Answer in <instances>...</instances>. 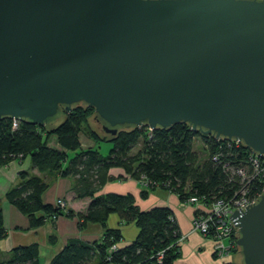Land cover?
I'll return each instance as SVG.
<instances>
[{
	"label": "water",
	"instance_id": "obj_1",
	"mask_svg": "<svg viewBox=\"0 0 264 264\" xmlns=\"http://www.w3.org/2000/svg\"><path fill=\"white\" fill-rule=\"evenodd\" d=\"M238 139L264 156V0H0V119ZM237 264H264V189L229 216Z\"/></svg>",
	"mask_w": 264,
	"mask_h": 264
},
{
	"label": "trees",
	"instance_id": "obj_2",
	"mask_svg": "<svg viewBox=\"0 0 264 264\" xmlns=\"http://www.w3.org/2000/svg\"><path fill=\"white\" fill-rule=\"evenodd\" d=\"M63 114V119L56 125L55 122L36 125L9 117L0 119V167L12 159L28 156L38 172L53 171L61 177H72L75 197L90 199L83 212L69 208L63 211L55 204L42 201L41 195L48 183L40 175L19 171L17 183L5 197L28 217L29 228L40 227L47 220L54 222L52 216L64 215L76 216L79 229L87 223H98L103 229L101 238L91 243L69 238L49 264H158L160 251H164L161 264H172L178 256L181 233L169 207L154 205L142 210L130 193L96 195L106 182L114 179L109 174L111 168H121L136 180L144 176L149 182H159L162 188L170 189L180 200L195 195L208 201L213 197H225L237 187L229 182L222 164L201 160L200 154L193 150L192 143L196 138L201 139L208 154L215 152L217 145L213 138L192 130L188 123L178 122L170 129L149 130L147 125L119 128L112 136L101 128L100 131L85 128L90 117L99 123L94 119L92 107L75 105ZM80 132L86 133L95 143H111L109 151L102 154L98 148L81 149ZM50 135L56 136L62 151L48 146ZM136 146L138 149L132 151ZM67 151L74 152V155L63 168ZM164 184L168 186L164 187ZM152 189L146 188L141 196L146 197L147 191ZM111 214L118 215L120 223H134L138 228L136 237L121 247L117 246L122 238L120 228L107 226ZM6 235L0 207V239ZM113 244L117 249L110 251ZM0 264H39V246L32 243L0 251Z\"/></svg>",
	"mask_w": 264,
	"mask_h": 264
},
{
	"label": "crops",
	"instance_id": "obj_3",
	"mask_svg": "<svg viewBox=\"0 0 264 264\" xmlns=\"http://www.w3.org/2000/svg\"><path fill=\"white\" fill-rule=\"evenodd\" d=\"M78 137L81 149L97 148V143L86 133L80 132ZM48 146L55 150H63L55 135H50ZM73 155L74 152L67 151V159L63 164V168L68 165ZM22 170L40 175L48 183V187L41 195L44 203L54 205L56 200L61 198L65 201L66 208L72 209L74 212H83L90 202L89 198L75 197L72 177H61L53 171L38 172L33 167L28 156L22 159H12L6 165L0 167V207L2 209L4 227L7 231L6 237L0 239L1 252L9 251L16 246L36 243L39 246V264H49L52 257L64 247L69 238H78L89 243L101 238L103 229L100 224L87 223L82 229H79L76 216L67 217L61 215L54 222L47 220L40 227L29 228L28 217L8 202L5 197L6 192L17 183V174ZM109 174L114 179L106 182L96 192V195L130 193L134 196L136 205L142 210L154 205H164L172 210L179 231L182 234V239L179 241V254L174 258L172 264L235 263V261L230 259V255L224 258H215L213 256L212 241L192 230L193 208L191 206H181V201L176 194L162 188H156L148 190L146 197H142L141 192L144 189L140 187L134 178L126 175L121 168H111ZM119 176H123V178H119ZM107 226L120 228L122 238L117 243L118 247L131 242L138 233V228L134 223L122 224L116 214L109 215ZM234 254H237V252Z\"/></svg>",
	"mask_w": 264,
	"mask_h": 264
},
{
	"label": "built area",
	"instance_id": "obj_4",
	"mask_svg": "<svg viewBox=\"0 0 264 264\" xmlns=\"http://www.w3.org/2000/svg\"><path fill=\"white\" fill-rule=\"evenodd\" d=\"M207 136L213 138L217 148L215 152L208 154L206 159L222 164L223 172L228 175L229 182H233L237 187L225 197L218 196L205 201L194 195L180 200V205L193 208L192 230L212 239L213 253L216 257L224 258L235 253L237 249L235 240L238 228L233 227L229 216L235 209L239 210L240 207L244 208L252 203L264 189V156L243 147L238 139ZM137 181L145 189L163 187L159 182H149L144 176H140ZM165 186L168 185L164 184ZM167 190L170 191V189ZM55 205L66 211V203L63 199L58 198ZM59 216L61 215L52 216V218L55 220ZM172 220H174L173 217ZM181 239L182 234L179 241ZM116 249L114 244L109 248L110 251ZM163 256L164 251H160L157 255L158 264L162 263Z\"/></svg>",
	"mask_w": 264,
	"mask_h": 264
},
{
	"label": "rangeland",
	"instance_id": "obj_5",
	"mask_svg": "<svg viewBox=\"0 0 264 264\" xmlns=\"http://www.w3.org/2000/svg\"><path fill=\"white\" fill-rule=\"evenodd\" d=\"M62 113V115L64 116V114H63V112H61ZM86 127H88V128H91L88 124L85 126V128ZM97 148H98V150L101 152V153H103V154H106L107 152H108V150L110 149V147H111V143H109V142H105V141H99L98 143H97V146H96ZM192 148H193V150L196 152V153H198V154H200V159L201 160H204V159H206V157L208 156V152H207V148L205 147V145L202 143V141H201V139H199V138H196L194 141H193V143H192ZM138 149V146H136L132 151H136ZM136 180V179H135ZM137 181V180H136ZM138 182V181H137ZM141 187V186H140ZM157 189L158 188H162V187H156ZM156 188H154V189H156ZM144 190H145V188H143ZM162 189H164V188H162ZM164 190H166V189H164ZM166 191H168V190H166ZM168 192H170V191H168ZM171 193V192H170ZM56 220V219H55ZM204 237V236H203ZM206 239H208V240H211L212 241V243H213V240L212 239H210V238H208V237H205ZM213 245H214V243H213ZM212 252H213V248H212ZM214 254V253H213ZM215 255V254H214ZM236 254H234V253H232L231 255H230V259L232 260V261H234V256H235ZM216 256V255H215ZM217 258H219V257H217ZM236 263V262H235ZM237 264V263H236Z\"/></svg>",
	"mask_w": 264,
	"mask_h": 264
}]
</instances>
